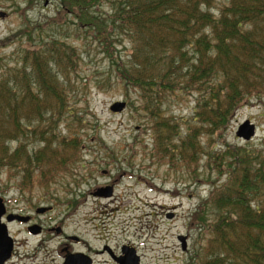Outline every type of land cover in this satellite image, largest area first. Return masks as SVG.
Masks as SVG:
<instances>
[{"label":"trees","instance_id":"obj_1","mask_svg":"<svg viewBox=\"0 0 264 264\" xmlns=\"http://www.w3.org/2000/svg\"><path fill=\"white\" fill-rule=\"evenodd\" d=\"M36 1L42 0H28L27 5ZM217 1L58 0V17L26 32L14 66H0V172L16 171L20 158L25 169L17 171L19 187L26 188L32 177L40 178L39 185L44 186L77 162L76 128L69 131L70 151L59 150L65 142H50L57 138V123L65 115L74 117L66 103L76 53L60 38L40 35L50 27L59 28L60 16H71L78 29L96 40L116 79L141 94L142 111L153 124L155 147L166 149L155 153L164 160L197 163L199 135L210 143L219 138L234 112L264 93V0H225L216 8ZM102 6H108L110 14H103ZM36 31L40 40L32 36ZM23 37V30L12 36ZM122 38L130 50L127 61L117 63L113 44ZM178 90L196 93V125L185 139L175 141L180 134L171 119L164 118L163 105ZM28 137H39L44 148L24 152L23 140ZM10 142L16 146L12 153ZM213 151L207 154L220 167L225 163L228 181L211 191L204 203L216 214L212 225L206 226L209 239L198 264H264V159L261 167L256 155L244 148ZM254 199L261 200L252 209Z\"/></svg>","mask_w":264,"mask_h":264},{"label":"rangeland","instance_id":"obj_2","mask_svg":"<svg viewBox=\"0 0 264 264\" xmlns=\"http://www.w3.org/2000/svg\"><path fill=\"white\" fill-rule=\"evenodd\" d=\"M27 1L0 0V13L4 14L0 18V66L3 68L16 63L18 47L26 42L25 33L54 18L60 8L58 0L36 1L30 5ZM224 3L225 0H218L216 8ZM101 10L103 14H110L108 6H102ZM57 20L61 23L59 28L50 27L40 35L43 39L56 36L76 53L72 59L75 69L68 80L70 98L66 103L74 117L65 115L57 123V138L50 142L54 145L65 142L66 146L59 150L70 151L72 133L69 131L74 132L76 128L78 158L66 171L45 181L44 186L39 185L40 178L32 177V183L26 188L19 187L21 174L17 171L25 169L20 158L16 171L0 172V200L6 214L32 215L45 228L62 230L59 236L45 234L48 242L42 247H38L41 238L25 246L21 226L8 224V234L16 242L12 264H62L63 247L74 252L89 248L92 255L103 252L92 256L95 264H114L104 249L118 256L124 247L134 250L140 264H198L203 256L201 250L209 239L206 226L212 225L216 214L214 208L204 203L211 191L228 181L225 163L222 167L213 163L207 152L213 148V152L220 154L226 146H235L252 152L257 158L255 162L262 163L264 93L241 105L219 138L214 137L210 143L206 136L199 135L197 142L202 148L196 153L197 163L161 159L154 150L166 153V149L155 147L153 124L142 111L141 94L116 79L109 58L96 40L77 28L71 16H60ZM22 30L21 40L12 38ZM32 36L40 40L37 31ZM113 47L116 62H126L130 50L128 40L122 38ZM196 98L194 92L178 90L167 103L164 101V118L171 119L180 134L175 141L185 139L188 130L196 125L193 121ZM117 102L126 105L121 113L110 111ZM245 121L255 126V136L248 142L235 136ZM39 140V137L24 139L27 146L24 152L43 149ZM8 147L12 153L16 146L10 142ZM107 187L113 189L111 197L92 196ZM260 200L251 201L252 209L260 205ZM39 208L47 210L40 214ZM71 237L80 243L70 242ZM181 237L186 241L184 251Z\"/></svg>","mask_w":264,"mask_h":264},{"label":"water","instance_id":"obj_3","mask_svg":"<svg viewBox=\"0 0 264 264\" xmlns=\"http://www.w3.org/2000/svg\"><path fill=\"white\" fill-rule=\"evenodd\" d=\"M4 14L0 13V18H3ZM126 105L122 102H117L110 107V111L113 113H121L125 109ZM235 136L238 139H241L245 142L251 141L255 136V126L251 124L249 121H245L242 123L236 133ZM113 189L111 187H107L104 189L97 190L92 196L100 197V198H109L112 196ZM46 208H39L37 213H44ZM6 210L5 207L0 200V264H4L10 257L13 250V240L8 234L7 224L14 220L21 221L22 218L15 215H7L5 219V223L2 222V217L5 216ZM59 230V229H58ZM60 231V230H59ZM181 243V249L184 251L186 249V241L185 238H179ZM86 260L87 257H84L81 254L78 255H70L65 259L64 264H89ZM117 264H140L139 258L136 256L133 249L124 247L122 249V255L120 258L116 260Z\"/></svg>","mask_w":264,"mask_h":264},{"label":"flooded vegetation","instance_id":"obj_4","mask_svg":"<svg viewBox=\"0 0 264 264\" xmlns=\"http://www.w3.org/2000/svg\"><path fill=\"white\" fill-rule=\"evenodd\" d=\"M264 144V143H263ZM7 215H13V214H6L3 218H2V222H5L6 216ZM19 217L22 218L21 221L18 220H14L12 222H10L9 224H18L19 226H21L22 232L25 235V246H28L29 241H34L37 238H41L42 240L39 241L38 247H42L45 243L48 242V239H44L45 234H55L57 236H59L60 234H62V230L60 229V231L58 230V228H45L43 225L39 224V222L35 221L34 216L32 215H24V214H20L17 215ZM8 225V224H7ZM13 240V239H12ZM68 240L70 242H73L75 244H79V240L77 238L71 237L68 238ZM15 245L16 242L15 240H13V250L11 253V257L4 263V264H12L14 261V258L16 257V252H15ZM62 264H64L65 259L70 256V255H78L81 254L84 257H87L88 260H86L89 264H95L94 260L92 258V256L94 255H100L103 254V252H98L94 255H92V252L90 251L89 248L86 249V251H78V252H74L71 251L70 248L68 247H63L62 250ZM104 252L107 253L109 255L110 260L114 263H116V260L118 258L121 257L122 253H120L118 256L114 255L109 249L105 248Z\"/></svg>","mask_w":264,"mask_h":264}]
</instances>
